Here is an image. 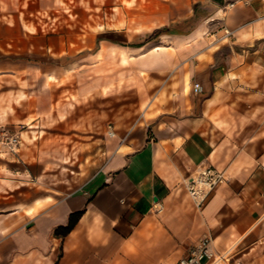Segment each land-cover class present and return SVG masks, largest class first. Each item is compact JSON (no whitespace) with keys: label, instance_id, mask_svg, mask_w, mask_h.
Returning <instances> with one entry per match:
<instances>
[{"label":"crops","instance_id":"0c3cea01","mask_svg":"<svg viewBox=\"0 0 264 264\" xmlns=\"http://www.w3.org/2000/svg\"><path fill=\"white\" fill-rule=\"evenodd\" d=\"M0 45V264L264 263V0H0Z\"/></svg>","mask_w":264,"mask_h":264},{"label":"built area","instance_id":"2783aa9c","mask_svg":"<svg viewBox=\"0 0 264 264\" xmlns=\"http://www.w3.org/2000/svg\"><path fill=\"white\" fill-rule=\"evenodd\" d=\"M200 84L193 83V90L198 91ZM1 142L7 145L10 150L17 148L19 143V136L16 133L8 134L6 131L2 132ZM226 180L223 170H220L212 165H201L197 170L188 176L185 180V187L194 199L196 204L201 205L208 194L221 182ZM210 239L208 237L200 238L188 252L177 259L174 264H229L230 257L215 252L209 245ZM235 264H242L236 262Z\"/></svg>","mask_w":264,"mask_h":264},{"label":"trees","instance_id":"16d2710c","mask_svg":"<svg viewBox=\"0 0 264 264\" xmlns=\"http://www.w3.org/2000/svg\"><path fill=\"white\" fill-rule=\"evenodd\" d=\"M82 210L74 211L69 214L68 221L64 225H58L55 227V232L58 234H65L74 225L76 219L80 215Z\"/></svg>","mask_w":264,"mask_h":264},{"label":"rangeland","instance_id":"374dc122","mask_svg":"<svg viewBox=\"0 0 264 264\" xmlns=\"http://www.w3.org/2000/svg\"><path fill=\"white\" fill-rule=\"evenodd\" d=\"M69 2L71 1H73V2H75L76 0H68ZM4 48L2 47V45H0V62H5L6 60H2V56L3 55H6L5 53H4ZM43 57V56H42ZM46 58H47V56H46ZM44 59H42V61H43ZM45 60H47V59H45ZM9 61H11V60H9ZM4 131H6L8 134H10V133H13V132H10L9 130H7V129H1V134H0V144L2 145H5L6 147H7V145L6 144H4L3 142H1V135H2V132H4ZM8 148V147H7ZM9 149V148H8ZM237 262V261H236ZM238 262H240V261H238ZM229 264H235V261L234 260H232V259H229ZM257 264H264V263H262L261 261H259V262H257Z\"/></svg>","mask_w":264,"mask_h":264}]
</instances>
